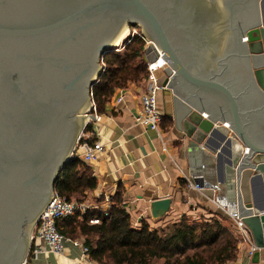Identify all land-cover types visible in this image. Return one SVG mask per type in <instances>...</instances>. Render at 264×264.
I'll use <instances>...</instances> for the list:
<instances>
[{
	"label": "water",
	"instance_id": "water-1",
	"mask_svg": "<svg viewBox=\"0 0 264 264\" xmlns=\"http://www.w3.org/2000/svg\"><path fill=\"white\" fill-rule=\"evenodd\" d=\"M260 1L0 0V264H23L32 227L92 117L83 113L102 54L128 24L148 39L145 61L169 76L162 81L169 116L187 144L198 146L225 122L249 150L243 160L229 152L227 176L235 187L251 168L264 193ZM148 208L162 219L171 197L153 198ZM242 220L257 247L249 264H259L264 213L249 210Z\"/></svg>",
	"mask_w": 264,
	"mask_h": 264
},
{
	"label": "crops",
	"instance_id": "crops-1",
	"mask_svg": "<svg viewBox=\"0 0 264 264\" xmlns=\"http://www.w3.org/2000/svg\"><path fill=\"white\" fill-rule=\"evenodd\" d=\"M259 11L264 23V0L260 1ZM258 55L257 62L264 64L263 52ZM262 75L264 80V71ZM118 91L119 88L105 104L102 112V140L105 149L88 162L97 184L94 189L86 190L84 194L90 196V199L103 195V201L119 185L122 188V203L130 215L132 225L138 226L140 219H144L150 229L163 228L165 244L168 247H177L172 224L182 213L194 218L221 217L206 197L186 186L184 175L194 180L217 184L228 200L233 201L234 180L227 176L225 166L229 161V152L238 157L244 145L233 136L229 125L217 121L211 135L198 146L190 147L187 144L188 138L174 127L169 116L171 102L168 89L157 91L158 105L163 112L159 131L134 119L139 109V86L130 84L121 89L122 98L117 102L115 97ZM253 173L251 168L242 171L240 189L244 202H251L259 207L264 204V193L261 189L263 179ZM166 195L171 197V208L162 219L155 221L150 215L149 201ZM224 221L232 228L227 217ZM38 255L30 264H97L87 254L82 255L80 248L70 241H65L61 254ZM223 264H249L245 246L237 244L235 259ZM259 264H264V249L260 250Z\"/></svg>",
	"mask_w": 264,
	"mask_h": 264
},
{
	"label": "trees",
	"instance_id": "trees-1",
	"mask_svg": "<svg viewBox=\"0 0 264 264\" xmlns=\"http://www.w3.org/2000/svg\"><path fill=\"white\" fill-rule=\"evenodd\" d=\"M143 49V39L134 35L121 49L112 47L102 54L104 68L91 85V97L98 112H103L118 88L147 75ZM96 184L89 163L71 157L61 169L55 189L65 199H80ZM102 199L100 195L94 200ZM122 202V188L118 185L109 197L105 214L86 209L56 220V227L70 239L81 237L87 256L97 264H153L155 259H161V264H223L236 257L235 234L224 221V213L217 208L220 219L194 218L182 213L172 224L177 247L171 248L164 242L163 228L150 229L144 219H140L138 226L132 225ZM92 215H97L99 221L89 222Z\"/></svg>",
	"mask_w": 264,
	"mask_h": 264
},
{
	"label": "built area",
	"instance_id": "built-area-1",
	"mask_svg": "<svg viewBox=\"0 0 264 264\" xmlns=\"http://www.w3.org/2000/svg\"><path fill=\"white\" fill-rule=\"evenodd\" d=\"M134 35L141 37L146 44L147 37L142 31L138 30L136 26L127 25V35L124 38L128 42ZM123 39V40H124ZM144 44V47H145ZM121 45L114 46V49H120ZM161 53L158 54V56ZM101 69L104 68L102 57L100 60ZM148 77L145 89L139 94V109L134 115L136 122L142 125L159 131V123L163 116V112L158 105L157 91L162 89L164 85L158 81L156 76V67L162 69L160 65L152 66V61H146ZM168 77V74L165 76ZM96 81V80H95ZM121 89L117 92L115 101L122 98ZM91 96V91H90ZM83 114H90L92 117L84 120L83 127L73 145L71 150V157H80L84 161L91 162L100 152L105 149L103 138V125L101 123L102 112H98L94 100L90 99V106L84 110ZM91 123V125H89ZM225 125H228L225 123ZM249 152L246 146L241 147V154L238 158L243 160L245 155ZM184 180L188 188L197 190L204 197L208 199L217 209H219L230 221V225L234 231L238 245L245 246V252L250 257L253 250L257 247L252 239L249 228L243 222L242 218L247 211L256 212L257 214L264 213V209L255 210L254 207H248L242 198L240 189V179L236 182L234 187V200L229 201L225 193L218 189V185L214 183H207L205 181H198L184 175ZM109 207V197L106 196L101 202H88L87 200L79 199H65L54 188L49 201L40 213L36 223L33 225L30 232L29 247L23 264H27L28 258H35L38 254H60L63 252L65 241H70L73 245L80 248L81 254L85 255L87 247L80 239H70L64 236L56 227V220L65 218L76 213H83L86 209L98 208L101 214H105ZM89 222L95 223L99 221L97 215H92Z\"/></svg>",
	"mask_w": 264,
	"mask_h": 264
},
{
	"label": "rangeland",
	"instance_id": "rangeland-1",
	"mask_svg": "<svg viewBox=\"0 0 264 264\" xmlns=\"http://www.w3.org/2000/svg\"><path fill=\"white\" fill-rule=\"evenodd\" d=\"M129 26H130V24H128ZM133 26H136L137 27V29L138 30H140L141 31V29H140V27L138 26V25H133ZM126 40L124 39L123 41H122V46H120V49L123 47V45L126 43L125 42ZM145 44V43H144ZM155 73H156V76H157V78L158 79H160V81L162 82L163 81V79L165 78V76H166V72L163 70V69H158V70H156L155 71ZM147 77H148V70H147V75L145 76V77H142L139 81H134V82H130V83H128L126 86H128V85H137V86H139L140 88H141V91H143L144 89H145V85H146V83H147ZM125 86V87H126ZM119 89H124V87L122 88H119ZM140 91V92H141ZM89 125H91V123L89 124ZM242 179H243V174H241V179H240V183L242 182ZM90 197V196H89ZM87 195H85L84 194V196H83V198L81 197L79 200H87L88 202H93V201H95L94 200V198L93 199H90ZM93 210H96V211H98V208H92ZM231 228V227H230ZM234 232V231H233ZM77 239H80L81 241H82V238L81 237H77ZM175 247V245H172L171 247ZM236 246H237V239H236ZM34 258L33 257H29L28 258V263L27 264H30L31 262H32V260H33ZM161 259H155L154 260V262H153V264H161Z\"/></svg>",
	"mask_w": 264,
	"mask_h": 264
},
{
	"label": "bare ground",
	"instance_id": "bare-ground-1",
	"mask_svg": "<svg viewBox=\"0 0 264 264\" xmlns=\"http://www.w3.org/2000/svg\"><path fill=\"white\" fill-rule=\"evenodd\" d=\"M127 35V28L126 30L118 37V39L116 40L115 43H117V46L121 45V42L123 41L122 39H124ZM157 58L164 60L162 55H159ZM156 66V65H160L157 61H152V66ZM156 70H158V68L156 67ZM205 115V114H203ZM216 141V140H215ZM61 254V253H60ZM39 256V255H38Z\"/></svg>",
	"mask_w": 264,
	"mask_h": 264
}]
</instances>
